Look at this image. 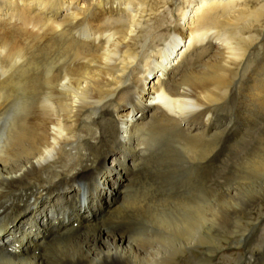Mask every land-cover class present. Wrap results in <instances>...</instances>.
<instances>
[{"label": "bare ground", "instance_id": "obj_1", "mask_svg": "<svg viewBox=\"0 0 264 264\" xmlns=\"http://www.w3.org/2000/svg\"><path fill=\"white\" fill-rule=\"evenodd\" d=\"M167 1L0 0V31L3 33H6V30L9 31L8 35H10L12 40L6 43L3 39L4 37L1 38L2 35L0 36V49L3 46V50L6 52L5 54L3 50H0V57L4 56V59L16 58L19 51H22L21 45L16 42L18 37L16 38V35H13L12 32L15 27L22 31L19 33L22 36L21 38H25L24 42H26L27 38L43 40L40 39L41 37L39 38L37 30H35L38 25L44 27V33L59 35L61 39H66L67 36L72 33L77 34V32L81 33L83 39L87 38L85 39L87 45L82 48L74 49L71 45H67V42L65 46L60 45L62 46L61 48L59 46L57 49H52L54 52L58 51L68 65L73 64L71 68L62 69L66 72L61 77L45 74L46 77L41 81L45 91H51L50 93L56 97V103L50 104L46 102L47 100H44L45 96H39L42 101L39 100L35 104L36 100L33 98L35 94H30L31 91L28 90L23 95L24 98L21 96L23 98V106L21 104L19 108H13L12 114L8 113L9 115L8 117L6 116V119L1 115V110L4 106L3 98H1V88L2 80L8 79L4 75L5 73H1L2 66H0V218H4L3 216L8 211H13L9 212L10 215L7 219L0 220V264H128V259L131 260L128 256L130 250L135 257L149 255L148 259L151 262L153 261L155 250L150 252L151 245H147L151 244V242H142L139 247L138 245L134 246L131 243L132 241H129V234L115 233L111 230V227H114L115 223L118 222H121L123 229H126L125 225L127 220H129V218L127 220L119 218L117 214L121 208V190L126 187L124 177L120 179L118 176L116 178L118 182L119 180L123 182L120 188L114 186L111 182H107L104 187L106 191H116V202L112 199L115 194L109 197L98 194V187L101 183L97 181V176L95 177L96 179L93 177L89 178L95 182L94 186L89 184L88 180L84 178L86 173L92 171L93 168H98L99 164L101 167L97 173L100 175L105 168L107 156L113 152L111 149L105 152L101 156V161H98L96 157L92 159L91 155L98 150V147L93 145L97 143V139L101 135L95 132L91 125V127L82 128L87 123V120L90 119L88 118L89 115H86L89 107L98 104L105 105L107 99L113 96L121 101V106L116 107L114 111L116 117L112 121L113 132L116 134L115 141L119 147L117 151H114L112 163H114L116 168L120 167L121 172L124 171V167L134 169L140 165L142 168L147 161L152 159L156 161L157 158L169 157V155L176 160L184 159L185 162L183 163L185 164L199 160L202 163V160L206 159L214 151L218 142L217 138L220 139L221 135L224 134L225 136L231 133L227 123H223L222 127L217 126L219 127L217 131L220 130V132L216 133V130H213L211 135L205 134L206 136L202 132L197 133L199 128L191 127L192 122L190 123V121L196 120L194 118L196 116L199 117L201 115L202 117L207 111L214 110L217 114H223L238 108L246 116L251 126H257L260 122H264V50L258 54V50L261 48L260 42L256 40L257 42L252 43V40L250 41L251 38L249 36L251 34L249 35V33L252 31L250 25L236 26L238 19L241 17L245 19L247 16L244 8L247 0H178V12L176 18L169 24L170 26L162 28L155 26L152 19L158 15L161 6L163 8L167 7ZM45 16L47 20H52V22L45 24L46 21H44L45 23H43L42 19L44 20ZM163 28L167 31L171 30L172 34L170 36L167 34L164 48L159 50L154 45V41L158 43V41L164 40ZM256 50L257 52H255ZM151 56H154L152 62L150 60ZM22 57L25 58L24 56ZM253 60H256L255 65L252 63ZM3 67H6V65H3ZM135 67L140 68V70L144 68L145 71L142 70L144 73L140 76L142 80L138 83V91L132 93L133 90L130 89L128 83L129 79L138 80L133 72ZM30 72L22 73L30 74ZM57 73L56 75H58ZM7 75L9 76V74ZM18 82L20 83L21 81ZM9 84L11 85V83ZM22 86L24 87V85ZM125 91L128 95L124 94ZM13 93H16V91ZM9 99H11V96ZM126 101L132 105L129 106L124 103ZM144 102H146L145 105ZM131 107L138 108L135 111H129ZM6 108L8 107L6 106ZM14 109L18 110L15 111ZM227 119L229 120L228 117ZM95 121L97 122V119ZM245 129H248V127ZM184 133L186 135V139L184 138L185 143H178L175 139ZM207 133L209 132L207 131ZM91 146L93 147L91 148ZM126 147H129V149H126L129 151V154L127 153L128 158L124 156L125 153L122 151ZM230 149L235 150L233 145L230 146ZM121 151L124 153L123 156H121ZM231 161L230 158L226 162L225 168L216 176H213L215 182L212 185L213 187L216 185L223 186L226 176L232 169ZM209 165L211 166L212 164ZM260 168L263 171L259 177L248 180L241 179L234 185L231 184L230 179L228 184L221 190L218 191L217 189V191L212 193L213 197L229 195L231 199H234L244 186H247L252 191V195L246 199V204L243 206L242 211L239 212L241 218L246 220L245 225L236 222L239 225L235 228V235L246 239L247 243L252 241L250 246L257 249L254 254L245 258L246 263L249 264L256 263L254 261L255 258H253L254 255H256L257 259L258 255L264 252V241H256L254 238L256 231H258L261 223L264 222V214L258 217L252 216V213L258 208L257 203L259 200L257 201V199L259 196L260 198L264 197V165L260 166ZM235 170V168L232 169L234 172ZM162 173L163 177H165V171L162 170ZM156 177L158 176H155V179ZM69 179H76L74 180L75 186L73 189H71ZM167 179L165 180L167 181ZM80 180L87 181V183L80 185V182H82ZM60 183L67 184L66 195L63 199L60 197L61 195L59 196L56 193L43 198V200L41 199L42 197L35 199L33 204H27L32 201L35 195L45 194L51 187L57 188ZM252 184L253 186H250ZM239 185L241 186L239 187ZM162 186L160 185V187ZM254 188L257 193L255 195L253 192ZM55 190L52 189V191ZM162 190H165V188ZM205 191L209 196L210 191ZM90 192L93 195L89 198ZM76 197H78L77 200L80 203L78 212L75 210L76 215H78L76 218H79V226L77 228H72L56 237H50L46 244H37V248H42V251L37 254L34 252L36 248L31 250L26 243V249L23 251L20 249L19 252L17 249L18 243H13V241L17 240L16 236L6 247V243L3 241V239L6 240V234L20 233L26 235V230H29L27 225L30 222H38L37 216L41 215L49 219L53 208H55V211H60L63 205L73 207L69 204V201L76 199ZM50 201L53 202V206L49 205ZM109 201H114L113 206L109 207ZM61 202H64V204L62 205ZM196 202L198 201L196 200ZM211 203L210 207L208 206L210 210L216 204H219L218 207L221 205L217 201ZM37 204L38 206H36ZM24 206L25 209L20 210ZM35 206L33 214L23 220L22 226L16 227V222L10 224V222L16 221L19 216L28 213ZM157 206L158 208L151 212L152 215L149 218V221L156 225H158L156 220L159 221V216L164 217L167 205L165 206L164 203H161ZM194 206L196 207V205ZM101 208L102 211H106L103 219L97 217L103 216ZM199 208L197 206V209ZM155 211L158 212L157 215ZM89 213L93 214L92 220L85 215ZM96 218L98 219L97 221ZM199 218L202 219L201 216ZM199 218L191 219L186 217L183 222L181 221L183 223V226H181L183 227V232L179 234L178 239H181L182 243L180 249L177 252L175 251L172 257L170 256L169 264H178V254L189 259L192 264L211 263L213 251L211 250V245L201 243L200 238H193L194 232L196 233L201 227ZM174 221L176 220L174 219ZM146 224L149 225L148 223ZM40 227L44 230L42 225ZM149 227L151 226L149 225ZM161 234L163 233L161 232ZM150 239L152 240V238ZM33 242H37V240L34 239ZM159 244L157 245L158 247ZM4 246L6 247L5 251L2 249ZM156 249L158 248L156 247ZM191 249H195L196 252L200 253V256L191 255ZM162 260L163 262L165 261L164 259Z\"/></svg>", "mask_w": 264, "mask_h": 264}, {"label": "rangeland", "instance_id": "obj_2", "mask_svg": "<svg viewBox=\"0 0 264 264\" xmlns=\"http://www.w3.org/2000/svg\"><path fill=\"white\" fill-rule=\"evenodd\" d=\"M178 4H179L178 3V0H168L167 1V5H166L168 8L167 7H164L163 8L161 6L160 11H158V15L155 16L154 19H152L153 24H155V26H160L161 28L162 27H166V26H170L169 24L176 18V14L178 12L177 10L179 8V5ZM245 6L246 7H244V8H245V11L247 12V16L245 17V19H243V17H241L240 19H238L236 21L237 22L236 23V26L241 27V26H249L250 25V28H251L252 31H250L251 33H249V35L251 34L252 36L250 35L249 38H251L250 41L252 40L251 41L252 43H255L256 40L260 42L261 48L258 50L259 51L258 54H259V53H261L264 50V0H247ZM258 8H259V10H258ZM166 11H168V12H166ZM44 18H45L44 20L42 19L43 23H45L44 21H46L45 24H49L50 22H52V20H47L46 19V16ZM38 26H36L35 30H37L38 35H39V38L41 37L40 39H43V40H40V41L39 40H36V39L27 38L26 39V42H24L25 41V38H21L22 36L20 35V33L22 31H20V29H18V27H15L17 29L13 28V30H12L13 35H16L15 36L16 38L18 37L17 40H19V41L16 40V42H18V44L21 45L20 47H21L22 51L21 50L19 51L18 56L16 58L11 57V58H8V59H4V56L3 57H0V66H2L1 67V71L2 72L1 71L0 72L2 74L5 73L4 75L7 76L6 78L9 80V82L6 79L2 80V88H1L2 97L1 98H3L2 99V102H4V104H3L4 106H3L2 110H1V115H2V117L4 119H6V116L8 117V115L11 113V111L13 110V108H19L21 104L23 106V103H22V99L24 98L23 95H25V93L28 90L31 91L30 94L31 93H34L35 94V96H33L34 100H36L35 104L39 102V100H40L39 99V96H45V99L44 100L45 101L47 100L46 102H48L50 104H55L56 103V97H54V95L52 93H50L51 91H45V88L42 85V82L41 81H43V79L48 74L49 75H55L57 77H61L63 75V73L66 72L64 70H66L68 67L69 68L73 67L72 66L73 64L72 65L69 64V65H71V66H69L66 63L65 59L63 58V56L58 51L57 52H54L52 49H57L60 45L65 46L67 42H68L67 45H71L72 47H74V49H76L78 47L79 48H82L85 45H87L86 44L87 41H85V39H87V38L83 39L81 33H78L77 32L78 35L76 33H74L75 35L72 33L73 35L71 34V35L67 36L66 39H61L59 35L56 36V34L50 35L47 32L44 33V29H43L44 27L39 26L40 27L39 28ZM167 28H169V27H167ZM0 29H1V27H0ZM162 31H163L162 34L165 35L164 36V40L163 41H158V43H157V41H154V45L156 47H158L159 50L164 48L165 42L167 41V34L169 36L172 34V31L171 30H168L167 31L165 28H163ZM0 33H1L0 36L2 35L1 38L4 37L3 39L6 41V43H7V41L8 42H11L12 41L11 38H10V35H8L10 33L9 31L6 30V33H3V32L0 31ZM17 34H18V36H17ZM37 41H39V42L37 43ZM32 42H33V45H32ZM12 43L14 44V42H12ZM41 44H43V45H41ZM48 44L49 45L51 44V46H49ZM27 45L30 46V47H28ZM56 45H57V47H56ZM62 46H60V48ZM34 47L35 48L37 47V48L35 49ZM0 50H3V46H1V49ZM3 51L6 54L5 50H3ZM36 51L39 52V53H41V54H38ZM255 52H257V50ZM22 56H24L25 58H23ZM21 57H22V59H21ZM29 57H31V58H29ZM56 57H57V59H56ZM153 57L154 56H151V59H150L151 62L153 61L152 60ZM20 59H21V61H20ZM6 60L7 61L9 60V61L7 62ZM58 62H60V63H58ZM64 62H65V64H63ZM252 63H253V65H255L256 60H253ZM27 64H28V66H27ZM3 65L4 66L6 65V67H3ZM36 66H37V68H36ZM51 66H52V68H50ZM28 67H30V68H28ZM59 68H61V69H59ZM39 69H42V70H39ZM62 69H64V70H62ZM30 70H31V72H30ZM142 70H144V68L140 70V68L135 67L133 69V72L136 74V76H137L136 78L138 80H136V79H129L128 85H129L130 89L133 90L132 93L134 91H138V89H139L138 88V85H139L138 83H140L141 80H142V77L140 78V76H142L143 75L142 73H144V71H145V70L144 71H142ZM26 71L27 72H30V74L29 73H22V72H26ZM34 72L37 73L38 75L35 74ZM15 73L16 74H19V75H16ZM32 73H34V74H32ZM56 73L58 75H56ZM140 73H141V75H139ZM7 74H9V76ZM35 75L38 76V77H36ZM16 79H18V80L16 81ZM36 79H38V80H36ZM34 80H36V81L34 82ZM18 81H21L20 82L21 84ZM22 82L23 83H26V84H23ZM263 82H264V74H263ZM4 83H5V86L6 87L4 86ZM9 83H11V85ZM27 84H28V86H27ZM16 85H18V86L16 87ZM22 85H24V87ZM12 86H14V87H12ZM23 88H24L25 91L23 90ZM27 88H29V89H27ZM10 89H12V90H10ZM40 89H41V93H40ZM15 91H16L17 94L16 93H13ZM8 92L10 94H13V95H10ZM46 92H48L47 95H46ZM6 94H8V95H6ZM124 94L128 95V93L126 91H125ZM10 96H11V99H9ZM21 96L23 98H21ZM13 98H14V100H13ZM8 100H10V101H8ZM40 101H42V98H41ZM9 102H10V104H9ZM129 102H131V101L129 100ZM129 102L126 101L124 103H126L129 106H131L132 105L131 104L132 102L131 103H129ZM145 103L146 102H144V105H145ZM6 106L8 108H6ZM118 106H121V101L118 100V99H116L115 96H113V97H110V98L107 99L105 105L98 104V105L89 107L87 109L88 113L86 115H89L88 118H90V119L87 120V123H85L84 124V127H82V128L84 129L87 126H90L91 125L92 127L91 126L90 127L92 129H94L95 132H98L101 135V136L98 137L97 143L95 145H93V146H97L98 147V150H96L95 152H93V154L91 155L92 156V159H94L96 157L98 161L99 160L101 161V159H102L101 156L105 152L110 151V149L113 152L110 153V155H112V156H110V155L107 156V162L105 161V164H106L105 165V168H104V170L102 171V173L100 175H98V173H97L98 169L101 167V165L99 164L98 168H93L92 171L86 173L84 175V178H86L88 180V183L89 184H91V185L94 186L95 182L94 181H91L89 178H91V177L95 178L97 176V181L101 183V185H99V187H98V194H102V196L109 197L110 195L115 194L116 191H114V190H112V191L111 190L110 191H106L104 189L105 184L107 182L108 183L111 182V184H113L114 186H118V188H120L121 187V184L123 182L120 181V180L118 182L116 180V178L118 176L120 177V179L124 177V179H125L124 184H125L126 187H124L121 190V193H122V196H123V197L121 196V199H122L123 204L121 202V208L117 212V214H118V217L119 218H124L126 220L129 218V220H127V224L125 225L129 230L127 228L126 229H123V225H122L121 222L115 223L116 225H114V227L112 226L111 227V230L113 232H115V233H123L125 235L129 234V237H128L129 238V241L130 242L132 241L131 243L134 246H137L138 245V247H139L142 244V242L143 243L144 242H151V244H147L148 246L151 245L150 246L151 247V251L150 252H152L153 250H155L154 251L155 252V255L153 257L154 259H152L153 260L152 262L148 259L149 258L148 257L149 255H147V256L141 255L140 257H135L133 254H131L132 251L130 250V253H129L128 256H129V258H131V260L128 259V262L129 263L128 262L127 263L128 264H169L170 258L175 253V251L177 252L180 249V246H181V243H182V241H180L181 239H178V236H179V234H181L183 232V227H181V226H183V223H182L183 220L186 217H189L191 219H195V218L197 219V218H199V216H201L202 219L199 218L200 219V222H201L200 223L201 224L200 230H197L196 233L194 232L193 238H200V242L201 243H207V244L211 245V250H213V251H212V256H211V261H210L211 263H208V264H249V263H246L245 258H247L249 255L254 254L257 249H254L255 247L253 248V246H250L252 241L251 242L248 241V243H247L246 242V239L241 238L239 235H235V228H237V226L239 225L238 223H240L242 225H245L246 220L241 218L239 212L242 211L243 206L246 204V202H245L246 199L252 195V193H251L252 191L249 190L250 188H248L247 186H244L240 190V193L237 194V196L234 199L233 198L231 199L229 195H225V196L224 195H221V196H216V197L214 196L213 197L212 193H213V191H217V189H218V191L221 190L224 186H226L228 184V182L230 181V179H231V184L234 185L235 183H237L241 179H246V180H248V179H255V178L259 177L262 174V171L263 170L260 168V166L264 165V122H260V124H258L257 126H251V124L249 123V121L246 119V116L243 115V113H241V110L238 109V108H235V110H230V111L224 112L223 114H221V113H218L217 114V113H215L214 110L213 111H207L205 113L206 115L205 114H204L205 116L203 115L204 117L203 116L201 117V115L199 117L196 116V117H194V118H196V120H191L190 121V123L192 122L191 125H190L191 127L194 126V127L199 128V129H197V130H199L197 133L202 132L203 135H205V134L206 135H208V134L211 135L212 132H213V130H216V133L217 132H220V130L219 131H217V130L219 129V127H222L223 126L222 125L223 123H227L228 124V127H229V129L231 131V133H229L228 135H225V136H224V134L221 135L220 136V139L221 140L219 138H217L218 142L216 143V147H215V149L213 151L215 154L212 152L211 155L206 158L207 161H206V159H204V160H202V163L199 160V161H195L193 163L185 164V163H183V162H185L184 159H182V160H176V159H173V157L171 155H169V157L165 156L163 158H159L160 159V162H159V159L158 158H157L158 160L156 159V161H155V159H152L150 161H147L145 163L146 165L145 164H144L145 166L143 165V167H144V168L142 167L143 169L141 168L140 165H138V167L137 168H134V169L133 168H125L124 167L123 168L124 171L121 172V170L119 169L120 167L119 168L118 167L116 168L115 165H114V163H112V157L114 156V151H117V148L119 149V147L117 145V142L115 141L116 134H115V132H113V127L114 126L112 125L113 124L112 121H114V119L116 117L115 114H114V111L116 110V107H118ZM137 108L131 107L129 109V111L130 110H134L135 111V109L137 110ZM232 109H234V108H232ZM7 110H8V112H7ZM14 110L17 111L18 109H14ZM2 111H3V113H2ZM94 116H96V117H94ZM92 117H93V119H92ZM205 117L208 118V119H206ZM227 117L229 118L230 121L227 119ZM215 118H216V120H215ZM96 119H97V122L95 121ZM92 120H94V121H92ZM110 126L112 127V129H111ZM217 126H219V127H217ZM246 127H248V129H245ZM204 131H206V132H204ZM207 131L209 133H207ZM235 131H236V133H235ZM185 136H186L185 133L184 134H181V136H179L175 140L178 143H181V142L182 143H185V139H186ZM231 145H233V147H234L235 150L230 149V146ZM93 146H91V148ZM127 148L129 149V147H126L124 150H122V151H124L125 155L121 151L122 152V155L121 156L124 155V156H126L128 158L129 151L126 150ZM184 158H185V156H184ZM230 158L232 160L231 161L232 164L230 163V165H232V169L233 168L236 169L235 172L232 171V169H231L230 170L231 173L229 171L228 175L225 178L226 181H224L223 186H217L216 185V186H214L215 187L214 188L212 186L215 183L214 182V179H213V176H216L221 170H223L225 168L226 162ZM233 158H234V160H233ZM209 164H212V165L210 166ZM209 166H210V168H209ZM169 167H170V169H169ZM137 170L140 173H138ZM162 170L165 171V173H166L165 177H163ZM135 171L138 173V175H137V173ZM248 173H251V174H248ZM116 174H118V175H116ZM88 176H90V177H88ZM155 176H158V177H156V179H155ZM206 176L209 177V178H207ZM146 177L149 178V179H147ZM163 178H164V180H163ZM166 178H168L167 181L165 180ZM74 180H76V179H69V183H71V189H73V187L75 186ZM157 180H159V182H157ZM80 181H83L84 183H87V181H84V180H80ZM211 182H212V184H210ZM162 184H163V186L165 185L164 186L165 190H162V189H164L163 186H162ZM160 185L162 187H160ZM167 185H169V186H167ZM241 185H239V187ZM250 186H253V184L250 185ZM157 187H158V190H157ZM217 187H219V188H217ZM153 188H155V189H153ZM52 189H56L57 191L56 190L55 191H52ZM159 189H161V190H159ZM59 190H61V191H59ZM66 190H67V184L66 183H60L59 186H57V188L51 187L49 189V191L47 193H45V194L43 193V194H39L37 196L35 195L34 198H32V201L31 202H28L27 204H33L35 199H39L40 197H42L41 199L43 200V198H45V197L47 198V197H49V195L56 194V193L59 196L61 195L60 197L63 199L64 196L66 195V193H65ZM205 190L210 191L209 196L206 194V191ZM163 192H164L165 196H164ZM253 192H254V195L257 194L256 191H255V188H254ZM98 194H97V196H99ZM92 195H93V193L90 192L89 193V198ZM162 196H164V197H162ZM115 197H116V194L112 197V199L115 200ZM218 198H219V201H218ZM124 199H125V201H124ZM195 199L198 202H196ZM52 201L49 202V205H51V206H53V202ZM213 201H217L221 205H220V207H218L219 204H216L210 210L209 209V207H210L209 205H211L212 204L211 202H213ZM221 201H223V202H221ZM257 201H258V203H257L258 204V206H257L258 208L256 209L255 212L252 213V216L253 217H258L259 215L261 216L262 214H264V197L263 198H260V196H259V198L257 199ZM115 202H116V200H115ZM106 203H107V201H106ZM135 203H136V205H135ZM161 203H164L165 206L167 205L166 206V211H165L164 217H160L158 215L159 216V221L156 220V223L158 224V225H156L155 223L149 221V218H150V215H152L151 212H153V210H155L156 208H158L157 205L158 204H161ZM38 204L36 206H38ZM69 204H70V201H69ZM74 204H75V206H74ZM74 204L73 205L70 204V205L73 206V208L78 212L79 207H76V203L75 202H74ZM113 204H114V201H111V202L109 201V203H108L109 207L113 206ZM146 204H148V205H146ZM223 204H224V206H223ZM194 205H196V207ZM25 206L22 207L20 210H24L25 209ZM36 206L35 207H32L29 210V212L26 213V214H23V216H19L16 221L10 222V224H13V223L16 222L15 223V226L16 227H18L20 225L22 226L23 220L26 219L29 215L33 214L34 209L36 208ZM191 206H193V207H191ZM197 206H198V208L199 207L200 208L197 209ZM201 207H203V208H201ZM76 208H78V209H76ZM102 208H103V206H102ZM102 208H101V211H102ZM104 208H105V206H104ZM185 208L187 209V211H186ZM76 211H74V212L76 213ZM9 212H13V211H8L6 213V215L3 216L4 218H0V220L7 219V217H9V215H10ZM155 213L157 215L158 212L155 211ZM105 214H106V211L104 210V211H102V215L103 216L102 217L97 216V217H99L100 219H103L105 217ZM130 214H132V215H130ZM128 216H130V217H128ZM175 216H177V217H175ZM178 216H179V218H178ZM220 217H222V218H220ZM92 218H93V214H91V216L88 217V219H90V220H92ZM174 219L176 221H174ZM179 219H181V220H179ZM97 220L98 219L96 218V221ZM49 221H50V219H49ZM160 221L163 222V223H161ZM210 221L213 222V223H211ZM44 222H45V220H44ZM236 222H238V223H236ZM146 223H148L151 227H149V225H147ZM40 225H43L40 221L36 222L35 223L34 230L33 231L31 230L30 232H27L26 235H32V233H35V230L37 228H41ZM211 225H212V227H211ZM117 226H118L119 229L116 228ZM114 228H116V229H114ZM133 229H134V231H133ZM165 231H166V233H165ZM161 232L163 234H161ZM46 233H47V236L45 237V242L46 243H47V240L50 237H56L59 234L58 230L55 229L54 227L48 228L46 230ZM169 236H171V237H169ZM147 237H148L149 240L147 239ZM149 237L152 238V240ZM172 237H173V239H171ZM227 238H230V239L227 240ZM254 238H255L256 241H262V242L264 241V222L261 223L260 227L258 228V231H256V234H255ZM153 239H154V241L155 240L156 241L154 242ZM161 239L162 240L167 239V240L162 241ZM170 241H172V242H170ZM153 242L154 243H157V244H154ZM179 242H180V244H178ZM249 242H250V244H249ZM172 243H174V244H172ZM158 244H159V247L157 246ZM174 245H176V246H174ZM154 247H155V249H154ZM156 247L158 249H156ZM173 248H174V251H173ZM41 251H42V249H41ZM190 253H191V255H194V256H200V253L196 252L195 249H191L190 250ZM68 254H71V253H68ZM166 255L168 256L169 259L167 258ZM23 256H25V255H23ZM253 258H255V260H254V261H256L255 264H262V263L264 264V252L263 253H260L258 255V258L257 259H256V255H254ZM162 259H164L165 261L163 262ZM177 259L179 261L178 264H192L189 259H186L184 256L181 257L179 254L177 256ZM204 260H206V259H204Z\"/></svg>", "mask_w": 264, "mask_h": 264}]
</instances>
